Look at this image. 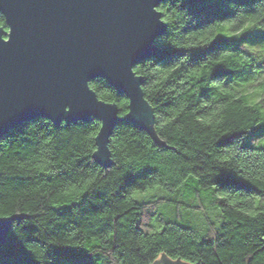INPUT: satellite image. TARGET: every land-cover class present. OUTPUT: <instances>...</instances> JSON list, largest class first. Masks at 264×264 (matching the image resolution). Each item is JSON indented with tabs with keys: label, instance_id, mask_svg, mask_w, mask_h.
I'll return each mask as SVG.
<instances>
[{
	"label": "trees",
	"instance_id": "16d2710c",
	"mask_svg": "<svg viewBox=\"0 0 264 264\" xmlns=\"http://www.w3.org/2000/svg\"><path fill=\"white\" fill-rule=\"evenodd\" d=\"M157 9L166 23L158 53L134 66L157 139L122 120L104 168L92 157L96 118L56 126L36 117L0 136V213L22 215L0 264H151L162 254L264 264V0ZM89 86L127 113V97L104 78ZM205 202L215 218L204 231L160 214Z\"/></svg>",
	"mask_w": 264,
	"mask_h": 264
},
{
	"label": "water",
	"instance_id": "95a60500",
	"mask_svg": "<svg viewBox=\"0 0 264 264\" xmlns=\"http://www.w3.org/2000/svg\"><path fill=\"white\" fill-rule=\"evenodd\" d=\"M162 1L0 0L7 25V31L0 27V136L36 117L56 126L96 118L100 131L92 157L104 168L112 165L110 135L122 120L157 139L143 77L134 66L158 53L155 40L166 30L157 9ZM94 78H104L127 97L123 117L116 103L90 88ZM20 218H0V244ZM160 257L167 264H190Z\"/></svg>",
	"mask_w": 264,
	"mask_h": 264
},
{
	"label": "rangeland",
	"instance_id": "374dc122",
	"mask_svg": "<svg viewBox=\"0 0 264 264\" xmlns=\"http://www.w3.org/2000/svg\"><path fill=\"white\" fill-rule=\"evenodd\" d=\"M262 140H264V138ZM261 141H259L256 144L259 147L260 146L264 147V144H262ZM162 193H165V192H162ZM132 195L134 197L139 198L140 192H134ZM183 204L184 205L178 206L179 210L176 211L177 213L175 212V209L172 208L171 206H167V205L162 206L160 208V214L162 215V217L164 218L165 221L176 220L177 223H179L183 226L192 227V228L198 229L200 231L201 230L204 231V229H202V228H204L206 226L207 222L210 220H214V218H215L214 215H212V213L210 211V208H209L210 205L208 202H205V208H204V210L202 209L201 211L186 208L185 203H183ZM263 205H264V200H263ZM152 222L154 223L155 226H157V228L160 227V225H159L160 222H159L157 217H154Z\"/></svg>",
	"mask_w": 264,
	"mask_h": 264
},
{
	"label": "snow or ice",
	"instance_id": "6c2138e0",
	"mask_svg": "<svg viewBox=\"0 0 264 264\" xmlns=\"http://www.w3.org/2000/svg\"><path fill=\"white\" fill-rule=\"evenodd\" d=\"M158 11H159V9H158ZM261 51H264V49H261ZM99 131H100V129H97V133L96 134H98ZM261 143L264 144V140H262ZM94 151H95V149H94ZM4 215H5L4 213H0V218H2ZM157 259L160 262V264H167L166 258H164V257H158Z\"/></svg>",
	"mask_w": 264,
	"mask_h": 264
},
{
	"label": "flooded vegetation",
	"instance_id": "af4514ba",
	"mask_svg": "<svg viewBox=\"0 0 264 264\" xmlns=\"http://www.w3.org/2000/svg\"><path fill=\"white\" fill-rule=\"evenodd\" d=\"M5 31H7V30H5Z\"/></svg>",
	"mask_w": 264,
	"mask_h": 264
}]
</instances>
